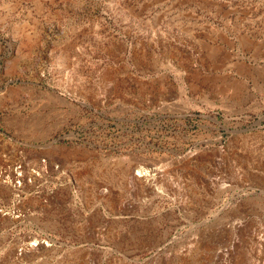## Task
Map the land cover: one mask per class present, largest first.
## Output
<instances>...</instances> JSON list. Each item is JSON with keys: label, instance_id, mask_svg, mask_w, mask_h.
Returning <instances> with one entry per match:
<instances>
[{"label": "rangeland", "instance_id": "1", "mask_svg": "<svg viewBox=\"0 0 264 264\" xmlns=\"http://www.w3.org/2000/svg\"><path fill=\"white\" fill-rule=\"evenodd\" d=\"M16 164L0 264H264V0H0Z\"/></svg>", "mask_w": 264, "mask_h": 264}, {"label": "built area", "instance_id": "2", "mask_svg": "<svg viewBox=\"0 0 264 264\" xmlns=\"http://www.w3.org/2000/svg\"><path fill=\"white\" fill-rule=\"evenodd\" d=\"M28 183H31L32 179L36 176L34 170L29 171ZM25 182V177L23 175V168L21 164L14 165L11 169L0 170V183L6 184L12 187V189L17 190L20 188L21 183Z\"/></svg>", "mask_w": 264, "mask_h": 264}]
</instances>
